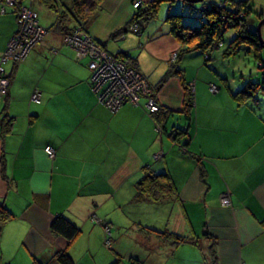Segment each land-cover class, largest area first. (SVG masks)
I'll return each instance as SVG.
<instances>
[{
  "label": "crops",
  "instance_id": "1",
  "mask_svg": "<svg viewBox=\"0 0 264 264\" xmlns=\"http://www.w3.org/2000/svg\"><path fill=\"white\" fill-rule=\"evenodd\" d=\"M130 2L99 0L86 28L103 48L128 54L155 88L158 117L170 114L159 122L164 130L157 131L143 98L115 111L99 104L85 58L52 30L22 60L6 62L0 203L11 216L0 222V264H61L60 251L73 264H264V106L239 105L231 95L236 85L211 58L185 53L179 64L193 105L180 147L168 131L173 123L185 127L184 90L175 74L166 76L179 44L164 12L141 34H113L130 19ZM38 3L31 5L36 16L41 11L55 22L58 12ZM14 28V16L0 14V53ZM34 89L38 102L29 101ZM147 170L167 172L174 192L159 201L135 199ZM223 191L229 205L220 203ZM57 214L79 228L71 242L49 230Z\"/></svg>",
  "mask_w": 264,
  "mask_h": 264
},
{
  "label": "trees",
  "instance_id": "2",
  "mask_svg": "<svg viewBox=\"0 0 264 264\" xmlns=\"http://www.w3.org/2000/svg\"><path fill=\"white\" fill-rule=\"evenodd\" d=\"M29 1L30 0H12L11 5H8L2 3V2L5 3V0H0V4L3 5V11L0 13L4 14L5 8H7V12L11 13L14 16V21H15V28L10 34V36L7 38L3 50L6 48V43L9 40V38L16 31V27H17L16 15L18 8L22 5L30 8ZM71 1L72 2L70 5L62 4L63 9L62 11L60 10L61 12L56 14L55 22L49 24L47 28L44 27L43 28L45 30L55 29L57 31H64L63 32L64 35H68L73 33L74 30H76L75 25H82L83 29L86 31V33L91 38V40H93L98 46L99 44L90 36L86 28L87 22L91 19L95 11L98 10L99 7L97 2L98 0H71ZM175 1L176 0H151L150 2H147L146 4H143L142 6H138V7L134 6L132 0L130 3L132 9H134L131 19L132 21H136L139 25L140 32H137L138 34H141L143 30L146 27H148V25L153 21L162 3L169 4L164 12L165 23L168 26L169 33L175 39L177 38L180 42L174 61L171 63L172 66L170 67V70L166 76H170V74H175L179 78L182 88L184 90V97H183L184 107L182 109V117L183 120H185V125H184L185 127L179 128L175 125V123H173L171 124L172 128L168 131V133L173 141L177 142L178 144H180V147L184 148L185 143H180V138L182 135L186 133L187 130L186 126L190 120L191 109L193 105V90H192V85L186 82L185 80L184 69L181 66V64H179L180 58L185 53L198 52L203 56L204 62L209 60L211 58V51L213 49H217L219 46L222 45L223 42L222 35L225 32V30L229 27H235L237 33L230 40L228 46L222 51V56L226 57V56L234 55L242 47L243 49L246 50L247 53H252V56H254L256 59L258 68L262 69L263 73L261 74L260 83L252 82L249 80L246 81L241 87H237L239 85H237L236 83L235 84L236 88H234V91L231 92V95L239 105L241 103H244L245 101H249L250 98L255 100L253 91L259 87L264 89V58L262 56V53L264 52V48L259 43L258 34L256 32L257 25L254 28L249 27L248 17L253 12L256 15V21H258L263 15L262 13L259 12L258 9H256L255 4L254 2H252V0H220L219 3L212 2L211 4H209V6L207 3H204L200 6V10L203 12V15L198 17L199 22H201L198 25L197 23L198 19L183 20L182 13L176 12L174 10H170L171 8L170 4L172 5V3H174ZM182 1L186 3H191L188 2L187 0H182ZM201 1L203 2V0ZM46 6L48 8L55 10V3H47ZM35 18L38 24L36 14H35ZM70 23L71 26H69ZM127 29L128 26L127 27L121 26L113 34L115 35L121 34L125 32ZM262 38L264 40V36H262ZM62 43L74 49L76 52H78L71 45L63 42V40ZM98 47L102 51L113 56L116 60L125 64L127 67L131 66L128 61L129 60L128 54L125 53L114 54L100 45ZM81 56L84 57L86 60L85 66L88 70V82L89 85L91 86L92 71L88 67V61L92 57L90 55H81ZM5 62H17V60H5L4 62H2L1 65L3 68V73L5 72L3 66ZM132 67L136 69L134 66ZM224 75L225 77L228 78L227 73H224ZM3 76L6 79L9 78L8 74ZM166 76H164V78ZM222 80H224V78H222ZM209 84L210 83H208V89H209ZM93 94L97 100V95L94 92ZM150 96H152V98L156 100L152 91L150 93H142L141 91H139L138 99L136 103H132L130 100H126V101L124 100L120 106L126 103H130L132 105H139V100L143 98L144 102L141 105L144 111L146 112V114L154 118L156 126L159 127L157 131L160 132L161 130H164L162 123L161 124L159 123L160 120L163 119V121H165V119L170 114L168 112H164V115L161 119L158 117L159 112L158 113L156 112V114L153 115V113L146 106V101ZM2 100L3 99H0V103L2 102ZM29 101L34 102L30 99ZM97 102L102 106L106 107L98 100ZM156 104L159 105L157 100H156ZM0 108L3 109V107ZM106 108L110 110V108L108 107ZM8 129H9V119L6 118V116L3 114L1 116V122H0V133L4 134L5 132L8 131ZM159 134L161 136V133ZM174 189H175L174 185L167 172L152 173L150 170H147L146 173L137 183V192L135 199L143 198V199H150L151 201H159L163 197H167V196L169 197L172 194V192H174ZM223 192H221V194ZM10 216L11 214L8 212V209L0 203V222L9 219ZM49 230H51L53 233L57 235L64 237L68 242L69 241L71 242L79 233V228L62 214H57L56 216L53 217L51 222H49ZM164 236H167L168 238H171L174 241H178L180 239L178 237L173 236L172 234H164ZM56 259L61 264H73L71 258L63 251L56 253Z\"/></svg>",
  "mask_w": 264,
  "mask_h": 264
},
{
  "label": "rangeland",
  "instance_id": "3",
  "mask_svg": "<svg viewBox=\"0 0 264 264\" xmlns=\"http://www.w3.org/2000/svg\"><path fill=\"white\" fill-rule=\"evenodd\" d=\"M34 1H39V2L43 3L44 5H47V3H55V10H53V11L55 13H57V12L59 13V12L62 11V8H61L62 4L59 2V0H33V1L30 0L29 1V7H30L29 9L34 14H36V12L31 8V5H32V3H34ZM132 1H133V4H134L135 7L142 6L143 4L147 3V2H143V0H140L139 3H137V4H136V2H138V0L137 1L136 0H132ZM97 2H98V6H99V0ZM148 2H150V1H148ZM212 2L219 3L220 0H203V2L202 1H198V2H194V3H186V2H184L182 0H176L174 3H172V5L170 4V6H171L170 10H174L176 12L182 13V15H183L182 19L183 20H186V19H198L199 16L203 15V12L200 10V6L202 4H204V3H207L208 6H209V4H211ZM252 2H254V1H252ZM41 3H38V5H40ZM254 4H255L256 9H258L259 7H261V9H262L264 7L263 5L260 6L259 5L260 3L256 4V2H254ZM168 5H169L168 3H162L160 5V7L158 9V12H157L156 16L154 17L153 21L157 20L158 18H160L163 15L162 12H165L164 8L167 9ZM259 12L262 13V15H263L260 18V19H262L264 17V9L263 10H259ZM4 14L5 15L6 14H10V13L7 12V8H5V13ZM1 15H3V14H1ZM29 15H31V13H29ZM43 16H44V14L41 11L38 12L37 19H38L39 23L41 25H43V26L49 25V22H48L49 20H47ZM131 18H132V15L130 16V19L124 24V26L125 27L128 26V29H130V30H132L134 32H140L138 23L136 21H132ZM248 18H249L248 19V23H249L248 26L251 27V28H254L258 24V21L260 20L259 19L258 21H256V15L253 12L249 15ZM197 23H198V25H199V23H201V22H199V19H198ZM40 24H39V26H40V28H42L41 31L35 32V37H36V35L39 36V37H36V39L32 40V42L28 46L30 48L33 47L38 42H40L41 39L43 38V36L46 33L51 32V30H52V32L54 31L57 34H60L61 35V40L63 39V36H65L64 33H63L64 31H57L55 29H46L45 30L43 28V26H41ZM75 27L77 29V33L80 34V36H81V38L80 39L78 38V40L74 43L75 47L77 49L83 51V52L88 51L90 47L93 48L92 46H95L96 43L93 40H90V37L88 36L86 31L83 29L82 25H75ZM19 29H21V24L17 25L16 31L13 33L12 37H14L16 35L17 30H19ZM236 33H237V31H236L235 27H229V28H227L225 30V32L222 35V41H223L222 45L219 46L217 49H213L211 51L212 57H211L210 64L216 70H220V71H222V73H227L229 81L231 80L232 82H234L233 84L237 83V85H239L237 87H241L246 81H249V80L252 81V82H259L260 83L261 82V74L263 73V70L258 68L257 63H256V59H255L254 56H252V53H247L246 50L241 47V49H239V51L236 54H234V55H230V56H226V57L222 56V51L228 46V43L236 35ZM261 34H262V36H264V22L261 25ZM81 39H85L86 43L84 42V40L82 42H80ZM179 42L180 41L177 39V43L178 44H179ZM263 42H264V40H263ZM11 44L12 43H6L7 47L9 46V48H8L9 51L7 52L6 55H5L4 52H1V53H4V56L9 57L7 60H12V58H16V57L19 56V54H21V50H20V52H17L18 54L14 55V52L16 51V48L12 49L13 50V52H12V50H10V48H12L10 46ZM17 50H19V49H17ZM95 52H97L95 49H93V50L91 49V52L89 54H95ZM176 53H177V50L173 51L171 53V58L173 60H174V58L176 56ZM14 56H16V57H14ZM262 56L264 58V52L262 53ZM16 60L19 61L20 59H16ZM5 64H6V62L3 64V66H5ZM92 66L93 65H91V68H92ZM130 67L133 68L132 66H130ZM96 71H97V69H96ZM127 72L129 74V76H131V77L135 76L136 77V81H135L134 84H137V86H138V84H140L141 86L147 85V86L150 87V85L148 84V81L146 80V78H144L143 75L139 71H137L136 69H135V71L134 70H127ZM6 74H7L6 72L3 73V75H6ZM101 75H102V73L98 74V77L101 76ZM114 81H115V79L112 81V83H114ZM7 82H8V79H6L5 85H3L4 86V88H3L4 93L0 95L2 97L0 99H3V100H4V94L6 93ZM221 84H222V82H221ZM96 85L97 84L95 82L94 86H96ZM212 85L215 86V87H213L215 90L218 89V87H216L217 85H215V84H212ZM1 88H2V86L0 84V92H1ZM90 89L92 91L91 86H90ZM154 90H155L154 87H150V91L153 92ZM119 91L124 92V94H129L130 93V92H126L124 87L121 88L120 90H118L117 92H119ZM253 93H254V96L257 97V101L253 102L252 99L250 98L249 102L254 104V106L257 105V107L264 106V89L259 87V88L255 89L253 91ZM3 100H2V102H3ZM155 102H156V100H155ZM151 112L153 113V115L156 114V112L157 113L158 112L161 113L162 112V107H160L158 105V107L155 108ZM157 129H159V127H157ZM158 156L159 155H157V157ZM220 203H221V201H220ZM222 205H227V203H223Z\"/></svg>",
  "mask_w": 264,
  "mask_h": 264
},
{
  "label": "built area",
  "instance_id": "4",
  "mask_svg": "<svg viewBox=\"0 0 264 264\" xmlns=\"http://www.w3.org/2000/svg\"><path fill=\"white\" fill-rule=\"evenodd\" d=\"M12 0H5V3L11 5ZM137 1V0H136ZM140 0H138L137 3H139ZM3 11V5L0 4V12ZM31 13V15H29ZM16 21L17 25L21 24V29L17 30V33L14 37H10L7 43H12L10 46V50L15 49V54H18L17 52H20L18 57L12 58V60L16 59H23L25 55L27 54L28 50L30 49L29 44L32 42V40L36 39V37H39L36 35L35 32L41 31L42 28L37 24L35 14L30 11V9L26 6H20L17 10L16 15ZM39 33V32H38ZM39 35V34H38ZM80 39V34L77 33V29L74 30L73 33L63 36V42L71 45L73 48H75L81 55H90L92 58L88 61V67H90L92 71L91 81H92V91L97 95V100L105 105L106 107L110 108V110L114 111L117 110L121 103L125 100H130L132 103H136L138 99V92L141 91L142 93H150V87L145 85L141 86L140 84H134L136 81L135 76H129L127 70H134L131 67H127L122 62L116 60L113 56L110 54L102 51L97 45L92 46L93 48H89L88 51H81L77 49L74 45V43ZM86 43L85 39H81L80 42ZM91 40V38H90ZM9 46L4 49L5 55L9 51ZM19 49V50H17ZM91 49H95L97 52L95 54H89L91 52ZM13 52V50H12ZM4 53L0 54V84L2 86L0 95L4 93L3 88L6 83V78L2 75L3 68L1 63L7 60L9 57L4 56ZM91 65L92 68H91ZM97 69V71H96ZM101 76L98 77V74H101ZM111 78V79H110ZM115 79L114 83L112 81ZM96 82V86H94V83ZM214 83L209 84V89L213 92L215 89ZM216 85V84H215ZM125 88L126 92H130L129 94H124V92H117L121 88ZM217 87V86H216ZM217 91V89L215 90ZM214 91V92H215ZM1 97V96H0ZM29 99L38 102L39 101V92L37 90H32L30 93ZM146 106L149 108L150 111H153L155 108L158 107L156 104L154 98L150 96L148 100L146 101ZM43 150L48 158L54 157V149L49 146L45 145L43 147ZM220 201L221 203H227L230 204V197L229 192H223L220 195ZM106 245H108V242H106Z\"/></svg>",
  "mask_w": 264,
  "mask_h": 264
},
{
  "label": "water",
  "instance_id": "5",
  "mask_svg": "<svg viewBox=\"0 0 264 264\" xmlns=\"http://www.w3.org/2000/svg\"><path fill=\"white\" fill-rule=\"evenodd\" d=\"M188 2H191V3H194V2H198V1H201V0H187ZM264 22V17L262 19H260L258 21V24L256 26V32L258 34V38H259V43L262 45V47L264 48V42H263V39H262V36H261V25L262 23Z\"/></svg>",
  "mask_w": 264,
  "mask_h": 264
}]
</instances>
